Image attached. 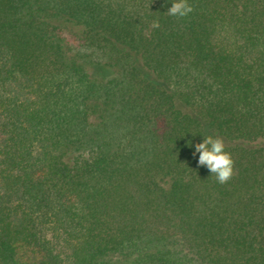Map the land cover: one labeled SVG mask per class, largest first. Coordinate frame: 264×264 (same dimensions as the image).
<instances>
[{
    "label": "trees",
    "instance_id": "16d2710c",
    "mask_svg": "<svg viewBox=\"0 0 264 264\" xmlns=\"http://www.w3.org/2000/svg\"><path fill=\"white\" fill-rule=\"evenodd\" d=\"M173 2L0 0V264H264V0Z\"/></svg>",
    "mask_w": 264,
    "mask_h": 264
},
{
    "label": "clouds",
    "instance_id": "9594fccd",
    "mask_svg": "<svg viewBox=\"0 0 264 264\" xmlns=\"http://www.w3.org/2000/svg\"><path fill=\"white\" fill-rule=\"evenodd\" d=\"M188 0H174L167 13L174 17H186L193 12ZM153 28H159V21L152 23ZM199 154L198 165L206 166L219 184H226L234 174V160L229 152L225 151L224 140L217 136H205L201 143L195 145L193 155Z\"/></svg>",
    "mask_w": 264,
    "mask_h": 264
},
{
    "label": "rangeland",
    "instance_id": "374dc122",
    "mask_svg": "<svg viewBox=\"0 0 264 264\" xmlns=\"http://www.w3.org/2000/svg\"><path fill=\"white\" fill-rule=\"evenodd\" d=\"M14 90V89H13Z\"/></svg>",
    "mask_w": 264,
    "mask_h": 264
}]
</instances>
